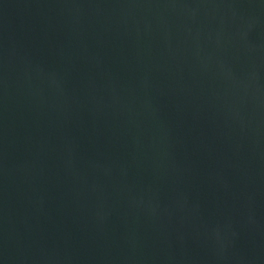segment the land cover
Masks as SVG:
<instances>
[{"label": "water", "instance_id": "obj_1", "mask_svg": "<svg viewBox=\"0 0 264 264\" xmlns=\"http://www.w3.org/2000/svg\"><path fill=\"white\" fill-rule=\"evenodd\" d=\"M0 264H264V0H0Z\"/></svg>", "mask_w": 264, "mask_h": 264}]
</instances>
